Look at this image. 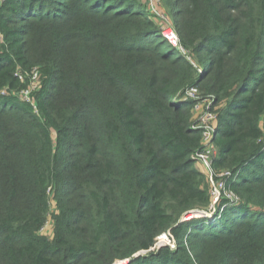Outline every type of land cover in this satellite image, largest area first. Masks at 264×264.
<instances>
[{
    "label": "trees",
    "instance_id": "obj_1",
    "mask_svg": "<svg viewBox=\"0 0 264 264\" xmlns=\"http://www.w3.org/2000/svg\"><path fill=\"white\" fill-rule=\"evenodd\" d=\"M166 1L1 3L0 264H264V0Z\"/></svg>",
    "mask_w": 264,
    "mask_h": 264
},
{
    "label": "built area",
    "instance_id": "obj_2",
    "mask_svg": "<svg viewBox=\"0 0 264 264\" xmlns=\"http://www.w3.org/2000/svg\"><path fill=\"white\" fill-rule=\"evenodd\" d=\"M4 0H0V5ZM151 5L149 8L154 11V8L158 9V0H150ZM168 26L161 28V33L163 37L174 47L180 48V38L178 32L171 22L167 21ZM35 88V87H34ZM29 92H24V99H28ZM181 102L184 101H202L205 106H209L205 112L201 114L200 120L197 122V128L203 130V144L204 149L202 152L196 155L197 161L201 164L202 169L208 175L210 180V196L212 199V206L215 207L217 204L225 197L227 199L237 201L234 198V195L226 190L225 182L223 180L224 177L230 176V173L224 172L219 175V180H216L215 174L212 170V160L216 157L217 150L215 145L213 144V138L215 136V132L218 129V114L215 112L213 107V99H204L200 97V92L196 88L188 89L184 94ZM204 101V102H203ZM180 102V103H181ZM207 104V105H206ZM199 105H195V111H197V107ZM211 155V156H210ZM171 245V244H170ZM120 264H126L125 262H119ZM117 263V264H119Z\"/></svg>",
    "mask_w": 264,
    "mask_h": 264
},
{
    "label": "rangeland",
    "instance_id": "obj_3",
    "mask_svg": "<svg viewBox=\"0 0 264 264\" xmlns=\"http://www.w3.org/2000/svg\"><path fill=\"white\" fill-rule=\"evenodd\" d=\"M136 1L138 2V4H142V6L145 7L146 11L150 14V16L153 17L156 20L160 30H161L162 27L168 26L167 21L171 22L173 25L175 24V22H174L175 17L172 15L171 10H170L166 0H158V2H157L158 9H156V7H155L154 11L149 8V5H151L150 0H136ZM197 105H199V106L197 107V111H196V119L199 121L200 118H201L200 117L201 114L203 112H205V110H207L209 106L207 104H206L207 106H205V104H203L202 101H199L197 103ZM195 166L198 167V163H196ZM208 185L210 187V180L208 181ZM210 209H211L212 215H213L214 207L211 205ZM212 215H210V216H212ZM46 230L50 231L51 230V226L48 225L46 227ZM167 245L169 246L170 244L165 239H162V240L158 241V243H157V247H162V246H167ZM170 246L174 247V243L171 244Z\"/></svg>",
    "mask_w": 264,
    "mask_h": 264
},
{
    "label": "water",
    "instance_id": "obj_4",
    "mask_svg": "<svg viewBox=\"0 0 264 264\" xmlns=\"http://www.w3.org/2000/svg\"><path fill=\"white\" fill-rule=\"evenodd\" d=\"M213 210H214V209H213ZM139 255H140V254H139ZM139 255H138V256H139ZM138 256H137V257H138ZM129 262H130V261H127V264H128Z\"/></svg>",
    "mask_w": 264,
    "mask_h": 264
}]
</instances>
